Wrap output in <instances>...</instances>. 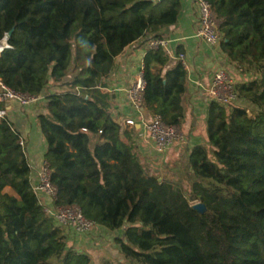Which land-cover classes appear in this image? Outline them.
Segmentation results:
<instances>
[{"label": "trees", "instance_id": "1", "mask_svg": "<svg viewBox=\"0 0 264 264\" xmlns=\"http://www.w3.org/2000/svg\"><path fill=\"white\" fill-rule=\"evenodd\" d=\"M206 1L222 19V54L246 80L238 98L257 112L210 101L207 146L191 147L182 168L162 178L144 167L135 128L112 117L102 87L127 47L179 22L181 0H0V40L13 29L0 79L31 95L56 91L37 116L54 205L74 204L97 226L122 230L119 258L102 264H264V0ZM168 62L162 50L143 57L145 109L180 126L186 71ZM19 139L0 122V264H90L44 213Z\"/></svg>", "mask_w": 264, "mask_h": 264}, {"label": "crops", "instance_id": "2", "mask_svg": "<svg viewBox=\"0 0 264 264\" xmlns=\"http://www.w3.org/2000/svg\"><path fill=\"white\" fill-rule=\"evenodd\" d=\"M181 2L182 13L180 20L175 26L164 31L165 34L163 38L169 40L170 49L172 51L170 56L166 55L169 58L167 67L173 66L174 63L178 61L176 57L179 53L185 55L188 65V68L185 70L187 97L184 101V119L180 125L181 132L185 141H187V149L185 150V154H187L191 147L203 144L204 142L201 135H196L194 128L200 126L199 122H201L202 125L205 123L207 106L210 102L206 89L209 86L214 71L218 68H222L218 67V65H223V68L230 72L234 70L236 76L239 77L241 81L245 82V79H242L237 69L227 61L221 49H211L202 41L195 38L194 33L197 22L196 10L191 0H181ZM148 41L147 39H141L127 47L122 54L114 59L110 73L105 79L107 81V86L104 88V91L113 97L110 109L112 117L125 123L129 119L134 120L136 132L132 135L133 143L140 157L142 156L144 158L155 155L156 151L153 142L144 129L151 115L148 114L146 109L142 112V116L137 115L126 99V91L135 82L138 71L143 67V57L148 50ZM233 77H235L234 74ZM197 82L202 84L201 88L196 86ZM50 88L41 95L43 100L37 105L25 108L17 104H10L6 117L12 123L13 128L19 133L20 139L23 140V149L31 171L30 180L32 186L36 183V178L44 160V152L46 149L44 137L37 124V116L44 114V109L42 108L44 96L56 92H51ZM241 104H245V102H241ZM246 106L252 107L250 103H246ZM197 120L199 122H197ZM195 123L197 125H195ZM172 148L170 149L171 152H168L165 156V160L167 159L175 162L178 153H175L176 151L174 152ZM168 163L169 162L166 161L165 164ZM3 193L16 196L9 187H6ZM36 194L43 208L55 206L54 202L43 193ZM63 233L67 238L69 246L72 248L76 244L82 246V248L91 250V244L102 243L103 245H108L110 242V247H108L107 250L110 252L111 258H109L108 261L113 263L119 258V248L114 240L122 234V230L109 231L104 227L96 226V228L87 235H76L71 230H67V232L64 231ZM84 254L89 256L88 253Z\"/></svg>", "mask_w": 264, "mask_h": 264}, {"label": "built area", "instance_id": "3", "mask_svg": "<svg viewBox=\"0 0 264 264\" xmlns=\"http://www.w3.org/2000/svg\"><path fill=\"white\" fill-rule=\"evenodd\" d=\"M153 3L160 0H148ZM197 13V22L195 27V38L202 41L207 47L211 49H220L223 35L221 32L222 19L218 18L213 12L210 4L206 0H191ZM3 44L0 45V54L7 49H10L6 34L0 40ZM148 50H162L165 55L170 56L172 51L170 49L169 40L165 38H153L147 42ZM177 60L181 63L182 68L186 70L188 65L186 63L185 55L179 53ZM196 86L201 88L202 84L197 82ZM145 81L143 75V67L138 71L135 82L126 91V99L131 108L142 116L143 109L145 110L144 102ZM210 101L218 105L227 107L230 105H237L241 101L234 85V77L232 72L224 68H218L212 74L209 86L206 89ZM43 100L41 95H31L29 93L19 92L6 86L0 79V122L6 119L8 107L10 104H17L20 107H31L37 105ZM241 104L237 105L240 106ZM242 107V106H241ZM130 127L135 126L133 119L126 121ZM153 142L155 150L159 154H166L175 142H184V136L181 132L180 126L169 125L164 123L159 114L150 116L149 122L144 127ZM18 144L23 148V140L19 139ZM36 193H43L49 197L53 202L56 200L57 189L51 182V169L46 160H43L41 168L38 172L36 183L33 185ZM196 204V203H194ZM193 204V205H194ZM44 213L51 217L55 225L60 229H68L76 235H87L96 228L94 221L86 219L80 208L76 205H60L54 207H45Z\"/></svg>", "mask_w": 264, "mask_h": 264}, {"label": "rangeland", "instance_id": "4", "mask_svg": "<svg viewBox=\"0 0 264 264\" xmlns=\"http://www.w3.org/2000/svg\"><path fill=\"white\" fill-rule=\"evenodd\" d=\"M227 63V62H226ZM86 64V59H82V60H77V61H73L71 63V66H70V69H69V75L68 77H72L79 69V67H81L82 65ZM218 67H222L223 68V65H218ZM236 72L234 70H232V74H234V85L236 87L240 86L241 84L243 83H246V82H243L241 81V79H239V77L236 76L235 74ZM252 79V78H251ZM250 79V80H251ZM246 81V80H245ZM238 82V83H237ZM104 87H102V90L104 91V88L107 86V81L105 80L104 81ZM66 88H63V90H65ZM106 90V89H105ZM50 91L51 92H54L55 89H51L50 88ZM239 104H241L239 102ZM237 104V105H239ZM240 106H244V108H247L248 110L250 111H253V112H257V109L252 106H246V103L245 104H241ZM197 122H199L197 120ZM196 122V123H197ZM195 123V125H197ZM200 125V126H199ZM199 127H195L194 128V132L196 133V135H201L204 142L203 144L207 146V137H206V128H205V123H202L199 122ZM134 127V126H133ZM136 137V136H135ZM134 137V139H135ZM174 148H172V150L175 152V153H178V156H177V160L175 162H172L171 160H165V156L167 155L168 152H171V150H169L166 154H159L157 151H155V155H152L150 157H147V158H144L141 156V159H142V163L144 165L145 168H149V169H152V173H156L158 175H160L162 178H167L168 174L171 175V169L172 170H179V168H182V163L185 162V156H186V147H187V141H185V138H184V142L180 143V142H175L173 144ZM208 149H210V147L208 146ZM181 153V154H180ZM176 157V156H175ZM167 162H169L168 164H165ZM176 172V171H175ZM192 203H197L195 201H192ZM63 232H67L68 229H61ZM78 241V240H76ZM110 243V242H109ZM106 245V244H102V243H94L93 245L91 244V250H88L86 248H82V246L80 245H74L73 247V250H75L76 252H79V253H88L89 254V258H90V264H102L103 262H108L109 258H111V254L110 252L107 250L108 247H110V245Z\"/></svg>", "mask_w": 264, "mask_h": 264}, {"label": "water", "instance_id": "5", "mask_svg": "<svg viewBox=\"0 0 264 264\" xmlns=\"http://www.w3.org/2000/svg\"><path fill=\"white\" fill-rule=\"evenodd\" d=\"M12 32H13V29L6 34L7 39L11 36ZM143 111H144V109H143ZM248 114H249V116L251 115L250 112H248ZM193 209L199 213H202V212H204L205 207L201 203H196L193 205Z\"/></svg>", "mask_w": 264, "mask_h": 264}, {"label": "bare ground", "instance_id": "6", "mask_svg": "<svg viewBox=\"0 0 264 264\" xmlns=\"http://www.w3.org/2000/svg\"><path fill=\"white\" fill-rule=\"evenodd\" d=\"M2 44H3V41L0 42V45H2Z\"/></svg>", "mask_w": 264, "mask_h": 264}]
</instances>
